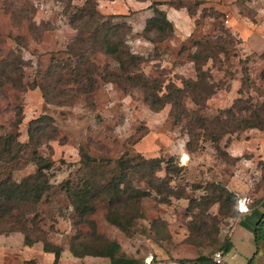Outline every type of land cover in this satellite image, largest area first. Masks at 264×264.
I'll return each mask as SVG.
<instances>
[{
	"label": "rangeland",
	"instance_id": "rangeland-1",
	"mask_svg": "<svg viewBox=\"0 0 264 264\" xmlns=\"http://www.w3.org/2000/svg\"><path fill=\"white\" fill-rule=\"evenodd\" d=\"M85 1L0 0V181L10 176L22 181L35 174L34 151L53 163L46 170L51 187L40 203L19 206L14 213L26 214L31 237L67 249L62 252L63 264L110 262L104 256H75L70 250L73 243L80 250L84 245L96 250L107 241H117L119 255L135 257L141 264H178L180 259L202 255L216 259L227 238L234 246L222 252V262L264 264V131L251 128L228 133L221 139V150L208 136H200L188 150V122L175 121L177 109L171 103L153 108L141 88L124 90L97 74L94 89L85 92L87 87L70 81L76 58L66 65L70 57L66 50L77 31L65 8L70 4L73 14ZM156 8L170 13L174 32L152 31L149 38L144 29ZM98 9L104 14L128 15L114 21L132 26L128 47L141 57V70L162 79L164 86L174 82L183 87L185 80L196 79L190 58L195 43L203 41L210 48L215 56L203 68L215 93L203 106L185 97L193 116L212 119L239 97L246 104L264 105V0H99ZM94 57L91 60L101 73L105 67L118 70L114 59L100 53ZM7 72L15 84L5 83ZM19 107L22 113L17 114ZM38 117L43 118L31 123ZM11 134L16 142L8 145L5 136ZM82 150L105 160L124 153L136 162L138 155L147 159L173 156L184 171L173 174L171 186L176 192L184 191L185 197L173 196L170 204L160 203L159 194L152 190V196L130 204L133 220L128 231L107 219L106 206L99 201L88 221H82L63 188L68 179L78 182L86 176L87 172L80 171ZM224 150L240 158L235 160ZM88 172L97 181L110 179L103 163ZM137 173L130 174L134 185L149 188ZM158 174L164 176L165 171ZM215 181L239 193L234 207L220 211L218 202L205 206L201 198L214 196L210 184ZM193 197L198 202L190 206ZM258 221L259 243L254 233ZM10 234H14L11 243L3 236ZM20 235L24 233L10 230L8 222L0 219V264H19L28 255ZM42 245L40 240L36 247ZM37 252L31 250L34 256Z\"/></svg>",
	"mask_w": 264,
	"mask_h": 264
},
{
	"label": "trees",
	"instance_id": "trees-1",
	"mask_svg": "<svg viewBox=\"0 0 264 264\" xmlns=\"http://www.w3.org/2000/svg\"><path fill=\"white\" fill-rule=\"evenodd\" d=\"M144 1V0H138ZM99 0H86L83 6L76 7L75 13H71L70 4L66 5V12H69L70 24L76 29L72 42L69 44L67 53L70 55L67 66L72 64L76 58V66L70 69V74L74 81L82 85L85 92L94 89L98 82L96 76L99 75L105 81L115 82L124 90L132 88H141L146 100L153 108H163L167 103H171L173 110L177 109V115H174L175 121L181 123L184 120L188 122V134L190 139L186 142V148L191 149L193 140L200 136H208L214 143L216 149L221 150L220 142L226 134L240 132L242 130L256 128L264 131V105H257L253 102L247 104L242 97L234 102L233 106L221 110L220 113L212 118H206L203 115H192L187 108L185 97L190 96L194 104L204 105L205 102L215 93V89L210 87L208 78L210 75L203 68L205 62L215 55L209 51L210 48L203 41L195 43L196 50L191 54V60L194 62L197 75L196 79L184 81V86H178L174 82L164 86V81L160 78L147 76L140 67L141 57L132 52L127 45V37L132 34V26L128 22H115L116 18H125L128 15L110 13L104 14L98 9ZM191 12V11H190ZM166 30L174 32L172 20L168 17L167 11L162 8H156L154 13L149 17L144 31L150 38L149 32L156 31L165 33ZM98 53L114 59L118 64V70H109L105 67L104 73H101L96 63L91 60L95 59ZM5 83L15 84L11 73H5ZM250 82V77H247ZM46 94L47 90L43 87ZM61 104V103H60ZM18 113L22 110L18 109ZM43 117L33 119L31 123L41 120ZM33 135V133H32ZM11 136H5L8 145H12L16 140ZM2 137L0 136V141ZM221 148V149H220ZM230 157L238 160L240 156L232 155L224 150ZM3 153L0 150V154ZM80 171L87 172L84 178L75 182L68 179L63 188L69 196V200L74 207L75 215L81 216L82 221H88V217L96 211V202L106 206L107 219L123 231H128L131 226L133 217L128 210L130 204L139 203L143 198L150 197L153 192H157L156 199L160 203L170 204L172 197H185V192H176L172 189L171 181L173 174L179 175L184 171V165L176 162L173 156L168 159L154 157L147 159L138 155L140 161L136 162L134 157L129 153H124L115 159H98L90 156L87 152H81ZM34 163L37 171L35 174L28 176L22 181L14 180L11 176L0 181V219L8 222L10 230H19L24 233V243L33 246L38 241L43 242V250L54 254V264H58L62 256L63 247L51 243L46 239L33 238L29 235L28 219L23 211L20 215L14 213L17 208H24L28 204L37 206L42 196L51 187L46 170L53 166L52 161L34 151ZM105 164L109 168L110 179L106 182L95 180L94 176L88 171H95L99 164ZM165 163V165H163ZM165 171V175L158 173ZM138 172L140 178L147 180L150 186L144 189L135 186L130 174ZM214 196L203 195L202 200L205 206L218 202L220 211L230 209L237 204L239 193L229 189L221 181H215L210 184ZM154 190V191H152ZM209 191V190H207ZM156 193V194H157ZM187 197V196H186ZM13 201L21 202L15 205ZM196 198L190 199V206L197 204ZM134 203V204H135ZM225 214V213H223ZM76 220V224H77ZM21 224V225H20ZM259 224L255 228V240L259 243ZM3 233V232H1ZM217 234L219 229L217 228ZM217 239L215 240V242ZM78 243H73L70 250L75 256L82 257L86 254L94 256H104L110 258L107 264H141L140 260L135 257L119 255L120 243L117 241H107L101 247L102 249L88 250L84 245L82 250L79 249ZM234 246L230 238H227L221 245L220 249L224 254L228 253ZM22 264H39L36 259L28 258ZM178 264H228L225 261L216 263L213 257L202 255L195 259H180Z\"/></svg>",
	"mask_w": 264,
	"mask_h": 264
},
{
	"label": "crops",
	"instance_id": "crops-1",
	"mask_svg": "<svg viewBox=\"0 0 264 264\" xmlns=\"http://www.w3.org/2000/svg\"><path fill=\"white\" fill-rule=\"evenodd\" d=\"M168 17L171 19V15H170V13H169V15H168ZM172 20V19H171ZM234 154V153H233ZM235 155V154H234ZM237 156V155H236ZM22 234V233H21ZM14 234H10V235H3L4 236V238H6V240H11V241H9L8 240V242H12V236H13ZM21 236V239L23 240V243H24V235H20ZM37 244V243H36ZM36 244H34L33 246H28V245H26L25 243H24V247L25 248H28V250H29V253L27 252V256H23V259L22 260H20V263L19 264H22L23 263V261L25 260V259H28V258H34L35 259V257H37L38 258V260H37V262L39 263V264H54V254L52 253V252H46V251H44L43 250V247H36ZM43 246V245H42ZM36 250V249H38V252H37V256H34L32 253H31V250ZM65 251H67V249L65 248V250H63V253L65 252ZM46 258H45V257ZM42 260H44V263L42 262ZM62 260V257L60 258V263H58V264H63V260ZM46 261V262H45ZM62 262V263H61Z\"/></svg>",
	"mask_w": 264,
	"mask_h": 264
},
{
	"label": "built area",
	"instance_id": "built-area-1",
	"mask_svg": "<svg viewBox=\"0 0 264 264\" xmlns=\"http://www.w3.org/2000/svg\"><path fill=\"white\" fill-rule=\"evenodd\" d=\"M242 204V203H241ZM242 210V209H241ZM243 211V210H242ZM221 255H222V252H217L216 253V259H215V261H216V263H220L222 260H221Z\"/></svg>",
	"mask_w": 264,
	"mask_h": 264
},
{
	"label": "bare ground",
	"instance_id": "bare-ground-1",
	"mask_svg": "<svg viewBox=\"0 0 264 264\" xmlns=\"http://www.w3.org/2000/svg\"><path fill=\"white\" fill-rule=\"evenodd\" d=\"M242 206V205H241ZM242 209V208H241ZM244 211V210H243Z\"/></svg>",
	"mask_w": 264,
	"mask_h": 264
}]
</instances>
